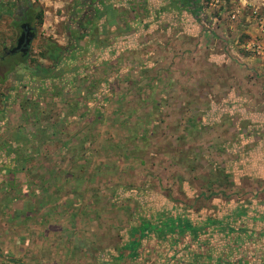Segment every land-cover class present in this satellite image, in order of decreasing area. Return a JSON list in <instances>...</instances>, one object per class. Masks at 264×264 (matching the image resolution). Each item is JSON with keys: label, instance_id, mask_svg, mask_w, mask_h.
<instances>
[{"label": "rangeland", "instance_id": "obj_1", "mask_svg": "<svg viewBox=\"0 0 264 264\" xmlns=\"http://www.w3.org/2000/svg\"><path fill=\"white\" fill-rule=\"evenodd\" d=\"M10 1L25 0H0V53L19 31ZM28 1L42 18L24 60L13 56L10 74L0 63V94L27 83L28 68L53 67L43 83L57 101L45 96L44 110L64 125L44 167L0 168V264L20 261L6 246L21 198L70 223L38 238L46 253L33 264L62 244L73 264H115L121 249L123 264H213L231 236H264V63L242 48L254 30L243 0H196L197 17L186 0ZM107 6L116 30L103 27Z\"/></svg>", "mask_w": 264, "mask_h": 264}, {"label": "crops", "instance_id": "obj_2", "mask_svg": "<svg viewBox=\"0 0 264 264\" xmlns=\"http://www.w3.org/2000/svg\"><path fill=\"white\" fill-rule=\"evenodd\" d=\"M259 5L260 3L257 0H249L247 4L244 3V7L247 10L245 11L247 20H249L247 17L249 8L251 6L259 8ZM107 7H105L104 12H100L104 15L107 14L106 10L113 11L114 18L112 19L113 22L110 24L106 21V23L103 24V27L105 25H108L116 30V28L118 29V25L115 18L117 13L120 15V12L117 11L116 13V10L114 8L111 7L110 10L107 9ZM248 23H250V21H248ZM251 32L254 33L255 29ZM83 36L85 35L83 34ZM52 68L53 67L50 68V71L49 69H47V72H41V75H38L37 71L34 69L28 70V75L26 76L28 80L27 83L26 80L23 82H19L16 87L5 88V90H3V92L0 94V125L3 128L2 130H5L4 133L0 134V168L11 167L12 163L9 160L13 156V152H18L22 158H28V161L24 163L21 168H42L44 167V165L38 163L39 157L42 154L45 155V153H49L47 151H50L49 154L54 151L55 146L51 149L50 146H46V144L56 142V139H58L56 138L58 133L56 127L62 126L64 124H62L63 119H61L59 116L53 117V115H50V111H45L47 109V102L45 103V101H47V98L45 96L49 97L51 101V105L49 107H51L53 104H56V102L54 103L55 100L57 101V98L55 96L58 95L57 92H55V90L52 88V84L48 89L44 88L43 81L49 80V76L52 75ZM47 75L48 77H46ZM51 77H53V75ZM24 82L26 84H24ZM4 84L5 83H3L2 85L4 86ZM20 91L21 94H19ZM69 105L73 106V104ZM5 111H9V114L12 111L16 115L11 118L9 117V115L7 117L5 114L3 115ZM16 117L17 121L15 122V125L10 127L11 123H13L14 121L13 119ZM57 144L59 145V143ZM67 145H69L67 141L62 142L60 144V148L66 147ZM72 146L73 144L67 146V149ZM47 148H49L50 150ZM26 202L27 199H20V206L18 208V217L20 223L17 229L16 236L14 237L15 241H17L16 248H11L10 245L6 246L8 247V251L18 253V259H20L21 264V259L24 261H30L31 263H36L35 259L40 260V258H43L41 257V254H45L46 252L44 250V246L41 243H39L38 245L35 244V242H39L38 238H40V240L49 239V235L51 233H53V235H57V238H60L62 236H65L66 233L70 231L68 214L62 213L57 215H46L45 212H39L38 215L34 211L35 209L31 211L26 208ZM27 216L30 217L31 221H27ZM52 216H54V218H52ZM59 216L62 218V222H59L60 220H57V217ZM49 217H51L50 220ZM134 235H137L136 239L133 238V241H129L131 243L124 244V246H128L127 249H125L127 252V255H125L127 259H130L132 254L135 255V252H137V248L142 247V244L139 242L138 238L139 236L144 237V233L137 232V234ZM253 235V237H251L250 235L247 236L245 234L241 236L237 235L235 237H230L226 233V239L229 237L232 239L231 244H228L226 246L228 248L227 253H224L221 256H217L218 258H216L217 260L213 264H264V236H257V234L255 235L254 233ZM165 236L167 237V235ZM2 240L3 242L7 241V243L4 244H8L10 240V233L3 234ZM32 242L34 243L31 244ZM30 247L32 248L30 249ZM59 248L61 249V251H55L51 246L48 247V250L50 251V254L52 256L54 252L57 255H54L53 259L50 260L48 264H73L71 263V260L69 261V256H67L66 253L67 249L65 248L64 244L60 245ZM122 250L123 249L117 251V254L115 256V264H123L121 261L123 257L120 255L122 253ZM37 254L39 255L37 256ZM13 259L17 260V258ZM39 264L42 263L39 262Z\"/></svg>", "mask_w": 264, "mask_h": 264}, {"label": "trees", "instance_id": "obj_3", "mask_svg": "<svg viewBox=\"0 0 264 264\" xmlns=\"http://www.w3.org/2000/svg\"><path fill=\"white\" fill-rule=\"evenodd\" d=\"M187 3L189 4V9L192 11L193 16L197 17L199 12H200V7H199V5H197L196 0L193 3H191V2H187ZM16 4L20 9L23 8L22 14L24 16V21L32 22L33 19H35L37 22L41 21L42 10L40 8L33 6L28 0L18 1V3L17 2L15 3L14 1H10L8 3V5H12V7H15ZM107 9H110V8L108 7ZM14 11H15V9H14ZM6 13L11 16L13 12L8 9L6 11ZM106 13L108 14L109 17L113 15V11L112 12L107 11ZM112 19L113 18H110L109 20H107V23H109V24L112 23L113 22ZM24 58H25V56L20 57V59L22 61L24 60ZM0 63H8L9 64L8 69H6V74H10L12 67H13V64H14L12 57L11 56L4 57L3 59H1ZM37 69L40 70L41 72H45V71L47 72L48 71L47 69H49V68H44V67L42 68L41 65L38 64ZM28 70H31V69L28 68ZM3 77H5V75ZM9 161L12 163L10 168H21L22 165L28 161V158H22L18 152H13V156L10 158ZM21 169L23 170L24 168H21ZM6 171H8V168H6ZM12 261L14 262V264H21L19 260L13 259Z\"/></svg>", "mask_w": 264, "mask_h": 264}, {"label": "built area", "instance_id": "obj_4", "mask_svg": "<svg viewBox=\"0 0 264 264\" xmlns=\"http://www.w3.org/2000/svg\"><path fill=\"white\" fill-rule=\"evenodd\" d=\"M260 5L259 8L249 6V13L247 15L251 26L255 29V32L251 35L248 33V37L243 41L242 48L244 52L253 58L258 59L264 63V0H257ZM244 3H248L243 0ZM241 8H236L231 12L230 19L236 17Z\"/></svg>", "mask_w": 264, "mask_h": 264}, {"label": "water", "instance_id": "obj_5", "mask_svg": "<svg viewBox=\"0 0 264 264\" xmlns=\"http://www.w3.org/2000/svg\"><path fill=\"white\" fill-rule=\"evenodd\" d=\"M19 33L15 39L13 47H2V56L12 55L19 53L22 56L28 54L31 40L35 35V27L32 26L29 22H22L19 25Z\"/></svg>", "mask_w": 264, "mask_h": 264}, {"label": "flooded vegetation", "instance_id": "obj_6", "mask_svg": "<svg viewBox=\"0 0 264 264\" xmlns=\"http://www.w3.org/2000/svg\"><path fill=\"white\" fill-rule=\"evenodd\" d=\"M187 2H191V3H193V2H195V0H186ZM18 3V2H17ZM16 8H15V11L12 13V15H11V17H12V20L15 22V23H17L18 24V29L20 30V28H19V25L22 23V22H27V21H24V16H23V14H22V10H23V8H19L18 6H17V4H16V6H15ZM30 23V22H29ZM31 24V23H30ZM32 25V24H31ZM33 26V25H32ZM18 33H19V31H18ZM18 35V34H17ZM17 37V36H16ZM16 37H15V39H16ZM15 39H14V42H15ZM14 46V44L12 45V46H9L8 48H10V47H13ZM4 47V46H3ZM6 47V46H5ZM1 49H2V47H1ZM29 52V51H28ZM15 55H18L19 57H22V55H20L19 53H15V54H12V55H5V56H2V50H1V53H0V61H1V59H3L4 57H8V56H11V57H13V56H15ZM28 55V54H27ZM26 56V55H25Z\"/></svg>", "mask_w": 264, "mask_h": 264}]
</instances>
